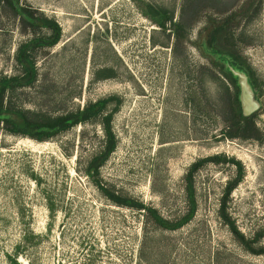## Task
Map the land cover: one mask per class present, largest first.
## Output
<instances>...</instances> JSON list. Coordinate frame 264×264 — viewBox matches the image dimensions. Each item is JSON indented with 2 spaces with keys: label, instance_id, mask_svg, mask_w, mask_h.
<instances>
[{
  "label": "rangeland",
  "instance_id": "1",
  "mask_svg": "<svg viewBox=\"0 0 264 264\" xmlns=\"http://www.w3.org/2000/svg\"><path fill=\"white\" fill-rule=\"evenodd\" d=\"M183 1L20 0L60 33L53 45L29 44L36 77L9 93L11 102L52 116L105 105L100 117L44 140L0 127V264H264V252L245 250L219 215L225 186L239 175L224 213L254 250L264 249V0ZM169 16L180 22L176 31ZM219 20L223 48L248 68L232 74L242 108L253 106L255 139L221 137L227 84L205 45ZM30 38L0 11V77L19 73L14 54ZM103 67L112 77L95 79ZM108 112L114 147L90 176ZM206 157L215 161L192 175L194 214L174 230L112 204L96 185L174 220L186 208L189 166Z\"/></svg>",
  "mask_w": 264,
  "mask_h": 264
},
{
  "label": "trees",
  "instance_id": "2",
  "mask_svg": "<svg viewBox=\"0 0 264 264\" xmlns=\"http://www.w3.org/2000/svg\"><path fill=\"white\" fill-rule=\"evenodd\" d=\"M186 2L187 0H184L182 5ZM182 5L180 11H182ZM0 11L3 13H10L11 16L16 18L21 31L31 35L28 41L18 45L14 54L15 62L19 66V73L9 77H0V127L10 134L27 136L35 140H44L56 133L65 131L77 124H81L90 118L96 119V117H100L105 101L96 100L92 103L89 102L79 109L77 108L73 111L71 110L53 116L41 112L27 111L21 107H16L14 103L11 102L9 93L16 88L29 85L36 77L34 54L31 52V49L28 48L29 44L36 43L38 46L53 45L58 40L60 29L53 19L46 17L28 5L20 3V0H0ZM168 22L172 30L175 31L180 24L179 21L173 23L172 16L168 17ZM160 25L162 27L164 24L160 23ZM37 29L48 30V35L45 37H35L34 35ZM225 29V21L219 20L211 26L205 38L207 49L221 61V64H219V74L227 84L224 86V89L227 96L226 104L229 113L222 116L225 126L221 130V137L226 139H255L257 129L253 122V106L248 108L250 109L248 112L244 111L242 108L239 100L240 89L232 74V69L236 68L247 74L248 68L238 59L236 52L232 48H223L224 44L221 38ZM93 75L95 79H105L112 77V72L111 69L103 67L94 71ZM228 85L232 87L231 93L228 91ZM110 117L111 112H108L101 116L99 120L103 133V146L101 151L88 163L86 173L90 176L96 173L97 168L114 147V136L110 127ZM206 161L215 160L212 157H206L193 162L189 166L184 176L183 187L186 208L183 214L174 220L162 217L154 208L140 201L114 194L98 186V184L96 185L103 196L112 204L139 211L145 217V221L149 222L155 228L174 230L186 223L194 214L195 200L192 175L196 169ZM239 177L240 176L237 175L225 186L220 199L219 215L224 223L227 224L229 232L245 250L253 254H259L264 252V249L254 250L251 247L252 242L247 240L236 230L224 213L225 199L238 183Z\"/></svg>",
  "mask_w": 264,
  "mask_h": 264
}]
</instances>
